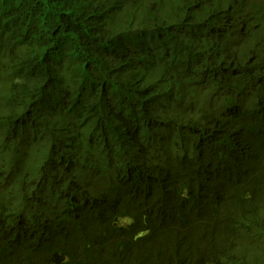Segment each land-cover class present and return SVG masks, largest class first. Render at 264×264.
<instances>
[{"label":"trees","instance_id":"trees-1","mask_svg":"<svg viewBox=\"0 0 264 264\" xmlns=\"http://www.w3.org/2000/svg\"><path fill=\"white\" fill-rule=\"evenodd\" d=\"M0 264H264V0H0Z\"/></svg>","mask_w":264,"mask_h":264}]
</instances>
